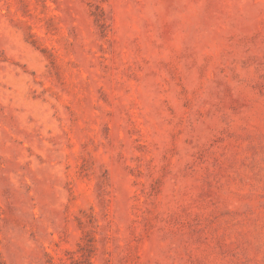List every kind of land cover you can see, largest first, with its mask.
Here are the masks:
<instances>
[{"label":"rangeland","instance_id":"374dc122","mask_svg":"<svg viewBox=\"0 0 264 264\" xmlns=\"http://www.w3.org/2000/svg\"><path fill=\"white\" fill-rule=\"evenodd\" d=\"M0 264H264V0H0Z\"/></svg>","mask_w":264,"mask_h":264}]
</instances>
